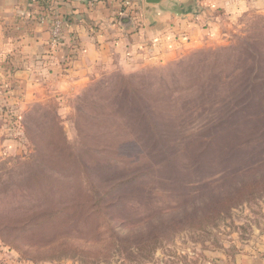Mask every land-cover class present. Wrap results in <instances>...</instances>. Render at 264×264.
Returning <instances> with one entry per match:
<instances>
[{"label": "rangeland", "instance_id": "rangeland-1", "mask_svg": "<svg viewBox=\"0 0 264 264\" xmlns=\"http://www.w3.org/2000/svg\"><path fill=\"white\" fill-rule=\"evenodd\" d=\"M222 2L209 39L164 58L39 72L23 86L2 71L0 264L264 257V0ZM136 174L100 218L72 212L83 182L107 192ZM157 224L158 249L139 257L134 238Z\"/></svg>", "mask_w": 264, "mask_h": 264}, {"label": "crops", "instance_id": "crops-1", "mask_svg": "<svg viewBox=\"0 0 264 264\" xmlns=\"http://www.w3.org/2000/svg\"><path fill=\"white\" fill-rule=\"evenodd\" d=\"M223 6L222 0H163L149 7L144 0H0V83L6 82L5 70L15 71L11 83L23 86L39 72L96 76L155 55L164 58L209 39ZM58 20L61 39L53 45ZM224 262L264 264V257Z\"/></svg>", "mask_w": 264, "mask_h": 264}, {"label": "trees", "instance_id": "trees-1", "mask_svg": "<svg viewBox=\"0 0 264 264\" xmlns=\"http://www.w3.org/2000/svg\"><path fill=\"white\" fill-rule=\"evenodd\" d=\"M73 55L74 53H71L69 55L68 61L72 59ZM151 124L153 126L152 130H154L155 125L152 122ZM138 177L139 175L136 174V176L130 179H126V180L115 179L116 181H113L111 188L107 192L100 190L99 186H97L96 188L95 181H92L93 183L83 182V186L81 184L80 187L82 186V190L85 192V194L82 198L81 203L77 206H73L75 210H72V212L74 213V215L86 213L89 218H100L98 213L102 210L107 209V206L109 205V203L105 202V200L110 199L112 196H114L112 194L114 193L116 194L118 191H120L121 187H124L127 184L131 185L133 181L137 179ZM260 181L261 179L259 178V179H253L252 181L247 182V183H243V185L239 186L240 188H235V190L231 192L232 194L230 197H226V195L222 196L221 194L217 196L219 199L216 201V204H211V205L209 204V205H206V207L207 206L219 207V208H221L222 206L226 207L225 204L228 198H232V196L233 197L238 196L241 194V192H245V191L253 192L255 189H257V185L260 183ZM100 184H104V182L101 181ZM207 208L208 210L204 214L202 219L195 220V222L197 221L199 224V222H202L204 220V217H206L207 213H210L213 211L212 208L210 210H209V207ZM216 215L219 216V213H217ZM209 216H212V215H209ZM209 220H212L210 222H213V217H209ZM163 230H164V227H162V225L160 226L157 224L154 227H152L149 231L147 232L145 231L137 235L134 238V244H135V247L138 248L139 257H149L150 255H152L153 252H155L158 249L159 246H157L156 244H157V239L159 238L158 237L159 235L157 236V234L158 233L161 234Z\"/></svg>", "mask_w": 264, "mask_h": 264}, {"label": "built area", "instance_id": "built-area-1", "mask_svg": "<svg viewBox=\"0 0 264 264\" xmlns=\"http://www.w3.org/2000/svg\"><path fill=\"white\" fill-rule=\"evenodd\" d=\"M127 5V3H126ZM61 29H62V23L58 20L53 23L52 27V43L53 45H58L60 39H61Z\"/></svg>", "mask_w": 264, "mask_h": 264}, {"label": "water", "instance_id": "water-1", "mask_svg": "<svg viewBox=\"0 0 264 264\" xmlns=\"http://www.w3.org/2000/svg\"><path fill=\"white\" fill-rule=\"evenodd\" d=\"M163 0H144V3L147 7L160 5Z\"/></svg>", "mask_w": 264, "mask_h": 264}]
</instances>
